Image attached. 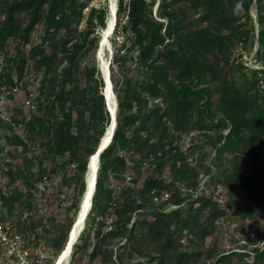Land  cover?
<instances>
[{
    "label": "trees",
    "instance_id": "trees-1",
    "mask_svg": "<svg viewBox=\"0 0 264 264\" xmlns=\"http://www.w3.org/2000/svg\"><path fill=\"white\" fill-rule=\"evenodd\" d=\"M93 1L17 0L5 6L0 20V53L7 61L0 68V94L7 93L9 103L16 104L10 121L0 119V174L7 179V189L0 187V221L12 224L28 247L55 258L80 211L89 160L110 125L102 74L98 66L82 65L110 17L106 2L91 6ZM155 3L117 0L112 37L121 43L110 73L117 126L100 154L92 207L72 246L71 264L85 257L88 264H138L139 259L189 264L206 258L210 264H264L259 236L249 238L251 249L245 244L221 253L205 245L181 250L186 237L191 243L205 242L215 222L228 215L264 220V190L231 192L223 206L215 187L206 195L184 194L177 187L191 190L201 171L212 174L211 165L194 159L202 146L181 150L182 133H205L215 160L231 166L216 179L223 187L243 184L253 161L264 157V0H160L154 16ZM82 21L85 26L74 40ZM41 23L44 33L30 47ZM240 45L262 68L232 60V50ZM220 46L224 53L216 62L213 49ZM30 62L42 81L38 92L27 90L19 101L15 89L23 84ZM27 100L35 110L25 107ZM132 152L139 157L132 158V182L124 184L125 157ZM146 162L154 169L141 184ZM242 162L247 166L240 170ZM44 175L57 195L40 190ZM60 194L66 196L65 206ZM45 198L55 211L51 204L47 213L41 210ZM0 257L6 260L2 264H16L1 244Z\"/></svg>",
    "mask_w": 264,
    "mask_h": 264
},
{
    "label": "rangeland",
    "instance_id": "rangeland-1",
    "mask_svg": "<svg viewBox=\"0 0 264 264\" xmlns=\"http://www.w3.org/2000/svg\"><path fill=\"white\" fill-rule=\"evenodd\" d=\"M0 20L3 18V9L5 6L9 3H13L17 0H0ZM160 0H156L155 6H154V16H156L157 13V7ZM106 2L109 6V10H111L112 15V8L114 7L117 11V0H95L92 2V5L104 3ZM88 9L84 10V15H87ZM21 17L26 20V17L24 14H21ZM110 18V17H109ZM252 18L255 25V28L257 30L258 25L256 22V9L255 7L252 8ZM109 20V19H108ZM117 20V15H116ZM108 24V22H107ZM85 23L82 21L80 25L77 26V29L74 35V40L78 37L79 32L84 28ZM44 24L41 23L38 25L36 30L32 33V36L30 38V47L37 44L41 36L44 33ZM103 38V32L100 35V38L98 40L97 46L94 45L91 50V53H89L86 57L83 58V64H89L90 66H98L100 73L102 74V78L104 81V66H107L110 70V73L112 72L113 65L112 60L114 57V53L116 52V49L120 46L121 38L116 37L114 39L112 35H110L109 42L105 45H101ZM11 45V53L14 52L15 44L13 42L10 43ZM95 49V51H94ZM256 49V46L255 48ZM29 50V49H28ZM27 50V52H28ZM213 58L216 59V62H220L222 59V55L224 53L223 47H215L213 49ZM232 60L234 61H242L247 67L249 68H262L261 65L255 64L253 61L254 54H249V52L240 45L237 47V49L232 50L231 53ZM7 61L4 59V56L2 53H0V68L3 66H6ZM32 62L29 63L27 73L25 74L24 82L22 85L18 88V96L17 99L20 101L25 98L26 91L30 90L32 92H38V88L40 86V83L42 81V74L36 73L32 70ZM105 84V82H104ZM105 108L107 110V105L105 101L104 96V90H102V94ZM114 98L117 102V94L114 92ZM16 106L15 103H11V108H14ZM5 134L4 131H2V136ZM181 150H185L190 145L194 146H202V149L198 148L196 150V154L194 159L198 160L199 162H202L204 165H211L212 166V174L210 176H207L204 171H201V174L199 175V178L197 180V185L190 189H187L186 185L177 184V187H179L184 194L186 193H194L196 195H206L209 192H212L214 187L215 190V198L223 205L227 206L230 202L229 196L231 192H234L235 196H239L244 194V192L249 191L250 193H259L264 190V178L257 179V176H264V172H260V168L264 167V157H260L258 159H251L253 161V171L251 175H246V178L243 184H236V186L232 189L230 186H220L217 183V178L221 176V172L225 169L230 171L231 166L227 164V162H223L222 164L215 160L216 154L214 153L213 149L210 145L207 144V137L206 134L200 131H197L196 129L192 131L191 133H182L181 134V141L179 143ZM135 156H138L135 153ZM139 157V156H138ZM138 157H136L138 159ZM201 160V161H200ZM190 162H193V159H189ZM193 163H196L193 162ZM242 166H247L244 162L241 163V166H239L240 170L242 169ZM154 168L149 166L147 164L146 166H143L142 173L143 177L141 178V184L147 180L151 174L152 170ZM132 171V170H131ZM133 173V172H132ZM158 173V172H157ZM165 176L167 178L170 177V171L166 170L164 172ZM88 174V172H87ZM87 174L85 176V179L87 180ZM243 179V180H244ZM171 194V191L168 192ZM233 210H235V207H232ZM258 232V233H257ZM259 236L258 245L264 246V220L262 221H251V220H243L241 217L231 216L228 215V217H224L222 219H219L215 222L214 230L210 232V234L207 236L205 242L201 243L199 240H197L195 243H191L190 239L187 237L182 240V248L181 250H185L189 247H203V245L207 247L216 246L218 252H230V251H238L240 248H243L245 244H248V248L251 249L252 246H250L249 238H254ZM145 248V246H143ZM154 245L151 246V251H153ZM6 261L3 257H0V264L5 263ZM100 260H96L94 264H101ZM138 264H147L145 262V259H139ZM64 264H71V256L65 261ZM73 264H88L87 257L82 259L81 261H78V259L75 260ZM156 264V263H151ZM189 264H210V259L206 258L205 260H200L197 262H190Z\"/></svg>",
    "mask_w": 264,
    "mask_h": 264
},
{
    "label": "built area",
    "instance_id": "built-area-1",
    "mask_svg": "<svg viewBox=\"0 0 264 264\" xmlns=\"http://www.w3.org/2000/svg\"><path fill=\"white\" fill-rule=\"evenodd\" d=\"M17 89L18 88H16L15 90ZM25 107L33 109V110L36 109V106L31 102V100L26 101ZM11 111H12L11 103H9L7 99V93L0 94V119L10 121ZM136 157L138 156H135L134 152H132L131 154L125 157L126 163L128 166V171L122 176V179H121V181L124 184H129L133 180V173L131 171L133 168L132 158H136ZM99 164H100V161H99ZM147 164L148 163L146 162L144 166H146ZM112 186L114 189H116V191L119 190L121 187L119 184H116V183H112ZM0 187L3 189H7V179L1 174H0ZM39 188L42 192H46L47 194L55 193L52 183L49 181L47 175H44L42 179L40 180ZM55 194L57 195V193ZM60 197L63 200L62 204L65 206L67 202L66 196L64 194H60ZM169 197H170V194L167 192L163 195V200H167ZM48 204H51V200H48L47 198H45L44 206L41 209L45 213L48 212V208L46 207L48 206ZM55 209H56L55 205L51 204V211H55ZM110 222L111 220L109 219L108 223L110 224ZM79 236L77 237L76 241L78 240ZM0 244L10 254L13 255L16 264H49L52 261H54V264H56L57 259L59 257L58 256L57 258H55V256L52 253H48L47 251L41 248L34 249L32 247H28L26 245L23 235L20 232H18V230L12 224L8 222L0 221ZM70 256H71V253H70Z\"/></svg>",
    "mask_w": 264,
    "mask_h": 264
},
{
    "label": "bare ground",
    "instance_id": "bare-ground-1",
    "mask_svg": "<svg viewBox=\"0 0 264 264\" xmlns=\"http://www.w3.org/2000/svg\"><path fill=\"white\" fill-rule=\"evenodd\" d=\"M114 24H115V8L113 7L112 15H110L107 27L103 31V38H102L101 45H105L106 43L109 42L110 35L112 34V31L114 28ZM103 70H104V78L106 80V84L104 85L105 101L106 103H108L106 105H108L110 110L112 111V114L116 119L115 120L116 123L114 127L112 125L111 127L108 128V132L103 138L102 146H105V147L104 148L102 147L103 149H101L98 153L95 152L89 160V169H88V174H87L88 188L86 190L85 196L82 199L79 214L76 217L75 222L70 230V236L67 241L68 242L67 246H65V248L63 249V252H61V254L59 255L56 264H64L65 261L69 258L72 246L85 225L87 215L90 212L91 207H92V199L95 193L100 154L110 144L111 133L113 132V130L115 132V129L117 126V102L114 98V89H113V84H112L111 77H110V70L107 66H104Z\"/></svg>",
    "mask_w": 264,
    "mask_h": 264
},
{
    "label": "water",
    "instance_id": "water-1",
    "mask_svg": "<svg viewBox=\"0 0 264 264\" xmlns=\"http://www.w3.org/2000/svg\"><path fill=\"white\" fill-rule=\"evenodd\" d=\"M104 82H105V84H106V80H105V78H104ZM106 87H107V85H106ZM104 96H105V93H104ZM106 104H108V103H106ZM107 111H108V113H109V115H110V125H109V127H111L112 125H113V127L115 126V123H116V119H115V117L113 116V114H112V111L110 110V108H109V106L107 105ZM108 127V128H109ZM108 128H107V130H106V132H105V135L107 134V132H108ZM113 134H114V130H113V132L111 133V136H110V138L112 139V137H113ZM104 135V136H105ZM104 138V137H103ZM103 138H102V140H101V142H100V144H99V146H98V148H97V151H96V153H98L101 149H103L105 146H102V142H103ZM103 147V148H102ZM88 169H89V164H88ZM86 184H87V180H86ZM87 188H88V185H87ZM87 188H86V190H87ZM86 193V192H85ZM84 196H85V194H84ZM78 214H79V212H78ZM78 216V215H77ZM70 236V235H69ZM68 243V242H67ZM66 246H67V244H66Z\"/></svg>",
    "mask_w": 264,
    "mask_h": 264
}]
</instances>
